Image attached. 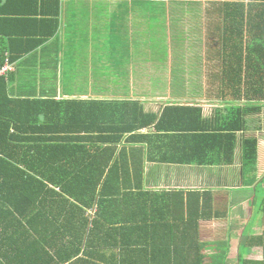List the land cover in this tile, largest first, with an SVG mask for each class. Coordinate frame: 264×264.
<instances>
[{
  "label": "trees",
  "instance_id": "obj_1",
  "mask_svg": "<svg viewBox=\"0 0 264 264\" xmlns=\"http://www.w3.org/2000/svg\"><path fill=\"white\" fill-rule=\"evenodd\" d=\"M17 1L31 5L35 2ZM41 2L39 7L44 15L43 6L50 3ZM51 2L55 9L50 19H39L44 16L28 10L30 18L19 16L12 20V32L1 36L0 68L6 60L14 68L18 58L55 35L59 27V0ZM212 4L208 13L217 15V19L210 22L214 27L210 35L215 32L213 36L219 35L218 41L224 40L223 47L230 46L229 52L222 54L223 91L246 99L259 114L260 104L264 103V0H215ZM221 19L224 31L218 33ZM245 31L251 48L244 53L237 45ZM179 39L175 41L181 45ZM208 43L214 57L220 56L216 52L218 47L212 46L217 41ZM167 55L165 48L148 52L147 59H164ZM3 76L0 75V264L202 263L201 255H197L201 249L197 243L198 223L203 218L225 214L206 211V200L200 192L159 193L144 189L141 181L125 179L131 171L141 169L127 162L129 155L138 154L137 150L103 146L116 145L124 134L136 133L143 127L165 133L188 131L191 126H173V118H183L185 114L166 106L159 116L143 113V109H139L138 115L130 107L122 117L129 116V123L106 127L111 103L55 100L42 95L11 97ZM247 110L236 108L232 115L239 124L226 127L241 129ZM112 112L111 124L116 119ZM226 133L224 136L235 140L234 131ZM256 150V137L242 139L243 170L250 162L255 163ZM259 183V204L264 213V176ZM158 206L166 207L155 211ZM128 235H149L154 243H103L107 237ZM116 249L121 258L108 257L114 250L117 254ZM130 250L139 254L137 257L148 251V258L133 255L135 259L129 262L125 255Z\"/></svg>",
  "mask_w": 264,
  "mask_h": 264
},
{
  "label": "crops",
  "instance_id": "obj_2",
  "mask_svg": "<svg viewBox=\"0 0 264 264\" xmlns=\"http://www.w3.org/2000/svg\"><path fill=\"white\" fill-rule=\"evenodd\" d=\"M33 1L31 5V2L0 0V20H4V23L0 22V46L1 36L12 32V20H18L19 16L29 17L28 10L35 11L36 16L43 15L39 7L41 0ZM46 1L50 4L43 6L46 14L38 17L42 20L50 19V13L55 9L51 0ZM200 1L204 0L193 5L202 7ZM164 2L166 0H59V27L55 35L18 58L14 62V70L3 76L9 84V95L105 101L113 105L110 114L114 111L116 115L111 124L112 118L107 114L106 127L129 123V116L122 117L130 107L135 108L138 115L139 109H143V113L159 116L166 106H172L173 112L185 114L183 118H173V126H191L188 131L165 133L155 131L153 127H143L136 133L124 134L116 145L102 144L115 146L116 149L126 147L127 150H137L136 156L128 154L127 162L137 164L142 171H131L125 179L141 181L144 189L159 193L179 190L200 192L206 200V211L225 214L219 218H203L198 223L197 243L201 249L197 255L202 257L201 264H211V260H216V264H264V213L259 204L262 193L258 192L262 187L259 182L264 176V127L261 125L264 103L260 104L258 114L253 110L255 105L246 99H237V96L225 91L209 92L212 84L223 86L225 83L222 54L230 50L228 44L223 47L224 40L220 42L219 38L217 40L209 34V30L214 29L209 13H201L202 18H199L200 14L196 11H188L193 14L174 28L189 32L187 37L191 42L185 45L188 54L202 53L199 66L188 58L186 69L190 72L187 77L183 78L181 72H176L173 61L168 62L167 58L147 59L148 52L165 48L167 53L179 52L169 32H173V22L178 20L173 17V12L167 14L164 7L159 8L157 14L144 15L137 11L139 8L136 5L158 3L164 6ZM133 21L136 24H132ZM194 21L202 22L193 24ZM221 22L218 33L224 31L222 19ZM41 30L39 26L37 31ZM213 38L217 40L216 52L220 54L215 56L218 59L216 67L209 65L208 55L204 56L211 52L208 42ZM168 43L171 50H168ZM238 44L244 53L248 47L251 48L246 31ZM162 68H174L168 81H162L169 87L167 91L150 94L134 91V84L145 86L146 78H151L152 73L147 74V69ZM236 108L248 109L245 123L241 129L227 128L231 123L233 127L239 124L232 115ZM138 120L136 123H139ZM229 131H234L235 140L224 136ZM210 134L213 135L211 139ZM250 135L257 138L255 163L250 162L252 164L243 170L242 139ZM131 136L136 138L130 139ZM147 136L148 139L145 138ZM261 173L263 176H260ZM163 207L166 206H158L154 210L161 212ZM122 240L141 246L154 243L149 235L142 238L135 235L107 237L103 243ZM116 251L117 254L114 250V254H108V257L114 255L117 259L121 258L119 249ZM126 252L125 259L129 262L135 257L148 258L149 255L148 251L139 257L131 250ZM80 255H83L82 252Z\"/></svg>",
  "mask_w": 264,
  "mask_h": 264
},
{
  "label": "rangeland",
  "instance_id": "obj_3",
  "mask_svg": "<svg viewBox=\"0 0 264 264\" xmlns=\"http://www.w3.org/2000/svg\"><path fill=\"white\" fill-rule=\"evenodd\" d=\"M197 2H199V0H166V2H164L165 3L164 6L159 5L158 3H151V4L148 3L146 5H144V4L136 5V7L139 8V9H137V11H139L140 13H144V15L157 14L160 11L158 9L164 7L165 12L167 14H170L171 12H173V17H176L178 19L176 21H179V22H176V21L173 22V32L172 31H169V32L171 33V35H173V45H175V47L179 49V52L170 51L168 53V55L165 57V59L167 58L168 62L173 61V66H175L177 68V69H175L176 72H181L183 78L187 77L189 75V72H190L189 69H186V66H187L186 64H187L188 58H189V60L195 61L196 65L199 66V65H201V54L202 53L192 52V53L188 54L185 45L187 43L191 42V40L188 39V37H187V36H189L188 35L189 32L186 31L184 34H182L181 31H179L178 29H174V28L177 27L176 25L180 24L184 18H189V14H193L192 12H188L189 10L193 11V12L196 11L197 14H200V15H198L199 18H202L201 13L208 14V10H211L213 7V4H211L212 2L209 3L208 0L200 1L201 3H203V4H201L202 7L197 6V5H193V4H196ZM187 4H190V6L189 5L187 6ZM180 15H187L188 17H180L179 18ZM210 17H211V20H209L210 22L211 21L216 22L217 15H211ZM193 18H197V16H194ZM209 21H207V23ZM199 22H202V21H194L193 24L194 23L198 24ZM151 23H153V20L151 21ZM186 23H184V24H186ZM132 24H136V21H133ZM212 31H214V30L210 29L209 34L212 33ZM214 33H213V35H214ZM202 35L203 34H201V37H202ZM216 35L217 34H215V37H216ZM118 37L120 38V36H118ZM178 38H180L179 43H181V45H178L177 42L175 41ZM168 39H166V40H168ZM205 39H208V38L205 37ZM212 41L216 42L217 40H216V38H213L209 42H212ZM168 44H169L168 50H171L172 47H171L170 43H168ZM199 46L201 48L202 45L199 44ZM212 46H217V44L214 43ZM211 50H212V48H211ZM216 50H218V49L216 48ZM213 54L214 53L209 52V54L208 53L204 54V56L208 55L210 57L209 58V63H210L209 65H211V67H216L218 59L215 58ZM146 57H147V54H146ZM141 64H142V62H141ZM173 69L174 68H162V69H157V70L147 69L146 73L149 74V72H151L153 76L150 74L149 75L152 79L147 77L146 82H145V86H142V85L136 86L134 84V88H135L134 91L135 92L137 91V93H147V94L167 91V88H169V87L167 85L162 84V81H164L165 79H167V81H168V79L171 76V72L173 71ZM155 77L158 79H155ZM173 87H174V89H177V91L180 90L178 87H175V86H173ZM143 88H144V90H143ZM210 88L211 89L209 90V92H216L217 90L223 91V86H216V85L212 84L210 86ZM262 118H264L263 113H262ZM261 125H263V127H264V121H262ZM260 176H263V173H261ZM212 263H216V261L211 260V264Z\"/></svg>",
  "mask_w": 264,
  "mask_h": 264
},
{
  "label": "built area",
  "instance_id": "obj_4",
  "mask_svg": "<svg viewBox=\"0 0 264 264\" xmlns=\"http://www.w3.org/2000/svg\"><path fill=\"white\" fill-rule=\"evenodd\" d=\"M14 68L8 60L5 61V64L0 68V75H4L9 71H12Z\"/></svg>",
  "mask_w": 264,
  "mask_h": 264
},
{
  "label": "bare ground",
  "instance_id": "obj_5",
  "mask_svg": "<svg viewBox=\"0 0 264 264\" xmlns=\"http://www.w3.org/2000/svg\"><path fill=\"white\" fill-rule=\"evenodd\" d=\"M5 75V74H4Z\"/></svg>",
  "mask_w": 264,
  "mask_h": 264
}]
</instances>
